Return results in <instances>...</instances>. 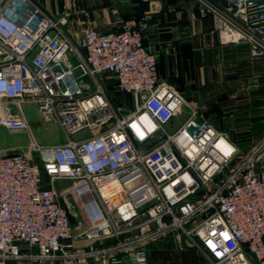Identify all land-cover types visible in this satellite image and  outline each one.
<instances>
[{"label":"built area","instance_id":"2783aa9c","mask_svg":"<svg viewBox=\"0 0 264 264\" xmlns=\"http://www.w3.org/2000/svg\"><path fill=\"white\" fill-rule=\"evenodd\" d=\"M192 1L220 42L264 56V0ZM67 25L34 0H0V128L29 134V103L64 135L31 141L35 159L0 154V264L20 260L21 245L39 262L147 264L145 245L171 233L210 264H264V141L242 151L188 106L139 31L86 26L73 39ZM103 74L132 110L116 107Z\"/></svg>","mask_w":264,"mask_h":264},{"label":"crops","instance_id":"0c3cea01","mask_svg":"<svg viewBox=\"0 0 264 264\" xmlns=\"http://www.w3.org/2000/svg\"><path fill=\"white\" fill-rule=\"evenodd\" d=\"M34 1L52 15H65L66 30L73 39L80 36L84 27L81 29L79 24L84 23L98 33L116 31L112 29L115 23L110 8L116 10L123 26L133 28L143 23L141 42L144 47V43L158 46L161 62L156 71L161 79L172 83L179 78L186 83L191 93L188 100L192 101L187 104L200 110L201 116L238 148L264 141V56H251L244 45L220 42L216 32L218 21L209 14L201 16L192 0H98V5L86 13L81 10V0ZM208 1L219 6L224 3ZM107 78L101 76L109 86ZM11 150L3 147L0 154H9ZM102 242L112 244L107 239ZM86 244L77 240L75 248L85 249ZM35 253V248L21 245L23 257L9 264H93L89 260L64 259L39 262L26 257ZM145 253L147 264H210L198 243L191 245L176 233L148 242Z\"/></svg>","mask_w":264,"mask_h":264},{"label":"rangeland","instance_id":"374dc122","mask_svg":"<svg viewBox=\"0 0 264 264\" xmlns=\"http://www.w3.org/2000/svg\"><path fill=\"white\" fill-rule=\"evenodd\" d=\"M80 1V0H78ZM82 1V2H81ZM81 10L83 12L90 11L91 8L96 7L98 4V0H81ZM110 14L112 15L113 22L115 23V27L112 29H120L123 27L124 23H121L118 14L114 8H110ZM82 25L81 29L86 26L92 27L89 23L79 24ZM80 29V28H79ZM133 29L139 31L140 35L141 32L144 30V24H138L133 27ZM78 38V37H77ZM146 50H148L150 53H152L155 56L156 59V67L158 66V63L161 62V59H159L158 56V46L151 45L148 43H144ZM185 48V46H184ZM102 76H107V83L109 84L108 91L112 93L114 96V103L116 107L121 109V113L125 114L127 111H130L133 109V103L132 99L126 95H122L116 88L113 79L110 78V75L103 74ZM168 83L171 85L172 88H174L176 91L180 92V94L184 97L187 103H192V101L188 100V95L190 96L191 93L186 86V83L182 82L179 78H174L172 80V83L168 81ZM180 90V91H179ZM182 90V91H181ZM190 106V105H188ZM191 107V106H190ZM187 107L185 106L183 108L184 116L187 113ZM21 112L23 114V117L27 123L28 132L27 134L25 131H18L14 133H10L5 131L3 128H0V149L3 147H9L12 148L11 153L16 152L20 154H27L30 156L31 159H35L37 157V153L30 151L29 144L31 141L37 146H50V145H56L59 144L64 140V135L57 126V123L54 119L49 121L42 120L38 113L37 108L34 104L25 103L21 105ZM200 112V110H199ZM87 133V131H81L75 135L72 136L73 139L79 138L84 136ZM242 151H247L251 149L250 147H244L239 148ZM236 163H231L228 165L224 172H227L232 167H234ZM78 223L79 219H77ZM70 222L73 226V220L70 219Z\"/></svg>","mask_w":264,"mask_h":264},{"label":"trees","instance_id":"16d2710c","mask_svg":"<svg viewBox=\"0 0 264 264\" xmlns=\"http://www.w3.org/2000/svg\"><path fill=\"white\" fill-rule=\"evenodd\" d=\"M109 87V86H108Z\"/></svg>","mask_w":264,"mask_h":264}]
</instances>
